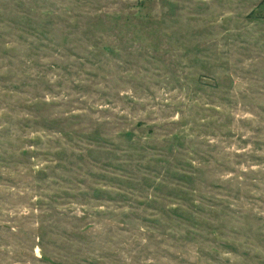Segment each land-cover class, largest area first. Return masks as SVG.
Masks as SVG:
<instances>
[{
    "label": "rangeland",
    "instance_id": "1",
    "mask_svg": "<svg viewBox=\"0 0 264 264\" xmlns=\"http://www.w3.org/2000/svg\"><path fill=\"white\" fill-rule=\"evenodd\" d=\"M0 264H264V0H0Z\"/></svg>",
    "mask_w": 264,
    "mask_h": 264
}]
</instances>
